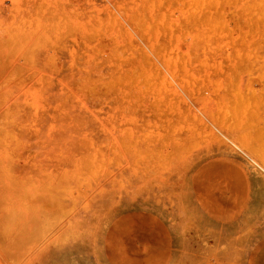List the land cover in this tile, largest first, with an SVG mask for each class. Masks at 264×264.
I'll return each mask as SVG.
<instances>
[{
    "label": "rangeland",
    "instance_id": "374dc122",
    "mask_svg": "<svg viewBox=\"0 0 264 264\" xmlns=\"http://www.w3.org/2000/svg\"><path fill=\"white\" fill-rule=\"evenodd\" d=\"M222 156L241 216L192 193ZM260 233L264 0H0V264H237Z\"/></svg>",
    "mask_w": 264,
    "mask_h": 264
},
{
    "label": "crops",
    "instance_id": "0c3cea01",
    "mask_svg": "<svg viewBox=\"0 0 264 264\" xmlns=\"http://www.w3.org/2000/svg\"><path fill=\"white\" fill-rule=\"evenodd\" d=\"M227 159L226 156L203 159L191 173V189L195 196L207 191L228 189V203L234 209L235 215L241 216L254 203L253 193L257 187V179L249 167H243L240 163L234 164V171L238 176L231 175L225 168ZM240 174L242 177H239ZM238 255H242V258L237 264H264V233L251 237L242 254Z\"/></svg>",
    "mask_w": 264,
    "mask_h": 264
},
{
    "label": "bare ground",
    "instance_id": "6f19581e",
    "mask_svg": "<svg viewBox=\"0 0 264 264\" xmlns=\"http://www.w3.org/2000/svg\"><path fill=\"white\" fill-rule=\"evenodd\" d=\"M77 161V160H76ZM78 162H79V160H78ZM58 185V184H57Z\"/></svg>",
    "mask_w": 264,
    "mask_h": 264
}]
</instances>
